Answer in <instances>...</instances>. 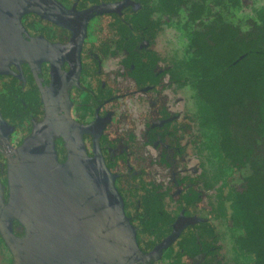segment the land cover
Returning <instances> with one entry per match:
<instances>
[{
    "label": "flooded vegetation",
    "instance_id": "flooded-vegetation-1",
    "mask_svg": "<svg viewBox=\"0 0 264 264\" xmlns=\"http://www.w3.org/2000/svg\"><path fill=\"white\" fill-rule=\"evenodd\" d=\"M115 260L264 264V0H0V264Z\"/></svg>",
    "mask_w": 264,
    "mask_h": 264
},
{
    "label": "water",
    "instance_id": "water-1",
    "mask_svg": "<svg viewBox=\"0 0 264 264\" xmlns=\"http://www.w3.org/2000/svg\"><path fill=\"white\" fill-rule=\"evenodd\" d=\"M95 172L96 175V186L94 188L95 193L89 192V187H87L86 196L88 198V201L90 204L100 205L105 203L103 199H100V197L103 195V192L100 190L102 185L99 184V180L101 179L102 175L104 176V170L103 169H92ZM108 178V176H106ZM87 179V178H86ZM85 179V180H86ZM111 189V199H110V209L112 212V220L111 224H109L107 221H105L104 218L95 217L94 216V226L97 229H100L103 243L106 247L110 248L116 256L117 260H121V255L123 254V259L126 257L130 258L132 254V250H138L134 231L131 229L128 220L123 218V211H122V205L121 201L117 197V193L114 190L112 184L109 187ZM106 199H108L109 202V191L108 189L105 192ZM107 202V203H108ZM92 212H96L99 210V208H91ZM90 211V213H92ZM97 212L95 213V215ZM100 218V219H98ZM100 221V222H99ZM117 260H115V263H117Z\"/></svg>",
    "mask_w": 264,
    "mask_h": 264
}]
</instances>
